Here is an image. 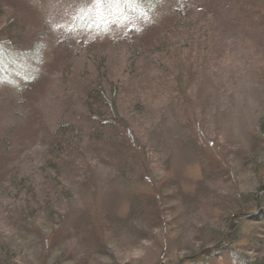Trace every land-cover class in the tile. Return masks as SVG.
Segmentation results:
<instances>
[{"label": "rangeland", "instance_id": "obj_1", "mask_svg": "<svg viewBox=\"0 0 264 264\" xmlns=\"http://www.w3.org/2000/svg\"><path fill=\"white\" fill-rule=\"evenodd\" d=\"M0 5V136L18 145L22 172L39 164L49 130L87 126L84 100L99 75L123 86L137 143L129 169L111 142H90L84 172L67 176L73 197L56 219H37L38 231L0 198V247L11 244L17 264H178L217 241L225 215L264 199L255 189L264 181V0ZM186 20L188 32L178 26ZM136 40L160 47V66L145 51L128 73L126 43ZM251 207L256 219L241 213L213 264H264V218Z\"/></svg>", "mask_w": 264, "mask_h": 264}, {"label": "trees", "instance_id": "obj_2", "mask_svg": "<svg viewBox=\"0 0 264 264\" xmlns=\"http://www.w3.org/2000/svg\"><path fill=\"white\" fill-rule=\"evenodd\" d=\"M182 4L189 7L186 3ZM189 13L191 14V12ZM189 13L179 14V17L189 18ZM191 24L192 21L186 20L184 22L180 21L178 26L183 27L184 31L188 32L189 29L186 27ZM167 40H164L162 44L168 48ZM136 41L137 43H126L127 50H129L128 73L134 74L139 70L140 61H143L142 56L145 51L150 54V56H144L149 58V61L146 60V62L160 66L161 64L157 63V58L153 59V55L156 53L158 55L160 47L155 46V48L146 49L140 44V40ZM174 80L176 83L178 82L177 78ZM94 84L86 93L84 100L85 108L88 111L87 126L80 128L62 123L49 130L48 134L43 135L37 144L38 151L36 153L38 154L37 162L39 164L29 172L24 173L21 170L23 160L14 140L7 135L0 136V198H6L14 202V210L17 211L26 228L30 227L31 230L38 231L37 219H47L50 222L56 219L54 211L60 206L61 199L73 197L67 176L69 172L79 171L80 174L84 172V169H82L84 161L81 163V160H83L86 148L91 145L90 142H94V145L103 141L111 142L114 148L121 153L125 162L124 165L129 169L130 166L133 167L135 162L133 153L137 143L131 130L133 124L127 125L124 120V114L131 115V110L124 101L123 86L110 88L105 77L101 75L98 76ZM2 162H4V165H1ZM255 189L263 191L264 181H260ZM252 200L250 206H253L252 209L260 208L261 213L258 216L261 220L264 218V199H261V203L256 202L255 199ZM249 207L244 209L245 216L254 220L257 213L253 214L252 217H250L251 215L248 216ZM5 209L6 211L9 210V208ZM244 211L225 215L224 219L227 223L220 231L217 241L214 240L215 242L213 241L211 247H202L200 251L180 260L178 264H213L220 261L225 256L226 249L222 246H225L226 240L229 237L231 242L236 239L233 237L236 235L233 222L241 218V213ZM230 230L232 231L230 235L224 233ZM6 246L4 249L0 247V261H2V264H17V259L10 251L12 249L11 244ZM5 257L6 259H4ZM234 260L236 264H256L255 261L253 263L245 257L235 258Z\"/></svg>", "mask_w": 264, "mask_h": 264}]
</instances>
